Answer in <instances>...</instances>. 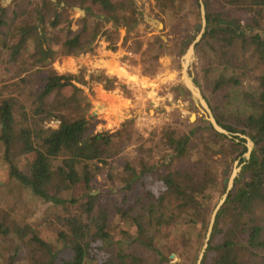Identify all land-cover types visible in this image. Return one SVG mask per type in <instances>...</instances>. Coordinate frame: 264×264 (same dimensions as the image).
Here are the masks:
<instances>
[{
    "label": "trees",
    "instance_id": "16d2710c",
    "mask_svg": "<svg viewBox=\"0 0 264 264\" xmlns=\"http://www.w3.org/2000/svg\"><path fill=\"white\" fill-rule=\"evenodd\" d=\"M39 1L28 14L30 20L6 34V11H0V64L22 61L29 67L0 86V150L8 178L33 200L59 207L64 215L55 240L48 241L30 223L0 210V264H18L21 250L26 253V264H168L169 255L159 244L162 235L166 230L181 239L197 231L205 234L215 203L208 210L206 204L219 178L208 163L223 147H228V155L240 159L246 152V141L215 133L203 118L187 133L163 129L159 145L165 156L157 163H147L143 158L126 162L121 170L120 189L129 194L128 203L123 196L121 206H109L102 195H92L90 186L108 161L139 137L129 130L131 122L114 133H87L89 101L74 85L75 77L55 73L49 60L85 54L99 35H105L115 51L118 29H134L140 22V12L136 0ZM188 1L153 0L161 16L181 26L188 22L181 13L182 4ZM190 1L197 19L191 29L197 33L199 6L197 0ZM202 1L206 29L195 50L210 41L225 50L239 40L242 47H252L264 68V33H250L260 26L264 0H214L216 7L252 14L253 24L246 30L238 29L224 12L208 14L210 2ZM85 4L100 8L111 29L104 30V23L93 18ZM77 5L86 16L78 20L79 28L74 31L68 9ZM152 40L151 46L158 52L155 58L160 57L164 43L158 37ZM36 73L44 76L32 81L31 74ZM95 81L105 80L98 77ZM237 85L234 77L220 76L214 88ZM241 96L246 109L228 115L206 100L217 124L248 137L253 148L247 161L240 159L244 164L216 216L201 264H253L257 252L264 250V72L258 78L256 92H243ZM49 122H57V128L48 127ZM198 138L202 139L201 154ZM219 140L226 146H219ZM137 148L142 150L141 146ZM18 155L30 158L24 170ZM145 179H153L160 190L155 193L149 189ZM78 187L86 190L79 198L64 196ZM137 247L146 250L150 260L135 252ZM64 252L67 257L61 256Z\"/></svg>",
    "mask_w": 264,
    "mask_h": 264
},
{
    "label": "rangeland",
    "instance_id": "374dc122",
    "mask_svg": "<svg viewBox=\"0 0 264 264\" xmlns=\"http://www.w3.org/2000/svg\"><path fill=\"white\" fill-rule=\"evenodd\" d=\"M208 1L210 2L208 14H213L216 10L224 12L240 30H246L253 24L252 14L233 8L216 7L214 0ZM50 2L56 3V0ZM38 4H40L39 0H0V11H6V21L9 24L4 29L5 34L14 26L30 20L28 14ZM136 5L140 12V22L132 30H128L126 27L118 29V39L113 45L116 47L115 51H112L109 43L105 41V35H99L91 45L89 52L78 57L57 56L49 60L50 68L55 73L75 77L74 85L81 89L83 97L89 101L90 109L85 115L87 133H114L124 123L131 122L129 130L139 137L114 159L109 160L108 166L101 171L90 186V193L102 195L109 206H121L123 196L127 198L126 203L130 201L129 194L120 189V173L126 162L136 163L138 159L143 158L147 163H157L162 156L166 155V151L159 145L161 130L170 128L181 134L187 133L199 119H205L202 111L194 105L190 94L182 85L181 61L187 50V45L184 42L193 40L198 33H193L191 29L197 21L192 2L189 0L181 6L182 16L188 20L184 26L175 21L170 22L165 16H161L154 7L153 0H136ZM75 7L81 9L78 5L68 9L69 18L72 19L71 28L74 31L79 28L78 20L86 16L85 14L82 17L79 12L74 11ZM84 7H90V15L104 23V30L111 29V23H105L106 15L100 8L91 7L89 4H85ZM258 22L259 28L250 30V33H255L258 30L259 33H264V10ZM154 37L160 38L164 43L162 55L157 58H155L158 54L157 48L151 46ZM208 44L195 50L188 70L189 76L213 108L217 107L220 112L226 115L243 112L246 108L241 94L256 92L258 78L263 74L264 68L258 62L252 47H242L239 40L225 50H220L211 41ZM147 50L150 51L148 54ZM218 50L224 51L225 55H220ZM99 52L106 54L114 61L116 60L130 77L120 79L107 76L101 71L93 70L88 63L86 66L81 62L85 57L92 58ZM113 67L110 68V71L115 74L112 71ZM26 68H29L28 65L22 61L11 65L2 62L0 64V86ZM39 75L38 73L31 74L32 81ZM220 76L234 77L239 85L215 90V82ZM98 77H102L105 81H95ZM107 81L111 83H107ZM101 102H107L109 105H101ZM47 126L55 129L58 123L49 122ZM197 140L201 154L203 153L200 143L202 139L198 138ZM219 142V146H226L224 141L219 140ZM138 146L142 147L141 151L137 148ZM149 149L152 150L151 153L148 152ZM17 159L23 165L21 168L24 170V165L30 158L18 155ZM236 160H238L236 155H228V147H223L208 163L212 166L215 176L219 178L215 188L210 191L206 210H208V206L211 207L215 203V207L218 203L224 193L222 191V188H225L223 183L233 171ZM152 182L153 179H145L147 187L157 193L160 186L156 182ZM108 190H111L112 193L108 194ZM84 192H86L84 187H78L65 193L64 196L79 198ZM0 210L10 212L17 220L30 223L36 233L48 241H54L57 231L62 227L59 220L64 212L61 208L33 200L30 195L8 178L6 166L1 158V150ZM119 227L123 228V226ZM200 233L199 231L190 233L187 238L181 239L171 234L170 230H166L159 244L165 255H169L170 262L168 264H195L206 231L204 235ZM262 237L264 239V234ZM134 250L146 261L150 260V255L146 250L140 247ZM67 254L64 252L61 256L67 257ZM16 262L26 264L24 250L19 252ZM252 263H264V250L257 252Z\"/></svg>",
    "mask_w": 264,
    "mask_h": 264
},
{
    "label": "water",
    "instance_id": "95a60500",
    "mask_svg": "<svg viewBox=\"0 0 264 264\" xmlns=\"http://www.w3.org/2000/svg\"><path fill=\"white\" fill-rule=\"evenodd\" d=\"M50 1L55 2V0H50ZM197 3L199 6V13H200V24L197 25L198 33L195 36V38L193 40H187L186 42H184V44L187 45V50L185 54L183 55L182 61H181L182 85L186 89V91L190 94L194 105L202 111L205 120L211 125L215 133L221 136H225L228 139H234L235 137H238L239 139H244L246 141L245 143L246 152L241 156L240 159L247 161L250 157V154L253 148V143L251 142V140L244 135L230 133L217 124L208 103L203 97L200 89L193 83V80L189 76V73H188L190 64L194 57L195 48L197 44L200 42V40L202 39L205 33V29H206V14H205V8L203 5V1L197 0ZM61 6L63 7L64 5L61 4ZM73 9L74 11L79 12L82 17L85 16V12L83 10L76 8V7ZM235 141L238 142V140H235ZM240 159L235 161L233 171L231 172L229 178L226 179L223 183L225 185L224 193L221 195L218 203L216 204V206L211 212L205 238H204V242H203V245L201 247V250L199 252V255L197 257L195 264H201L203 260L204 254L209 244V240H210L211 233L214 227L216 216L219 210L221 209V207L224 205L229 193L231 192L233 188L234 180L237 178L238 173L240 172V169L242 165L244 164V163L239 164Z\"/></svg>",
    "mask_w": 264,
    "mask_h": 264
},
{
    "label": "crops",
    "instance_id": "0c3cea01",
    "mask_svg": "<svg viewBox=\"0 0 264 264\" xmlns=\"http://www.w3.org/2000/svg\"><path fill=\"white\" fill-rule=\"evenodd\" d=\"M81 62H83L85 65L88 63L93 70L101 71L107 76L117 77V75L111 73L110 71V68L114 65H117L119 68L125 70L120 64L116 62V60L114 61L110 59L106 54H102L100 52L97 55L92 56V58L85 57L84 61L82 60ZM125 72L127 73L126 70ZM100 104L109 105V103L107 102H101Z\"/></svg>",
    "mask_w": 264,
    "mask_h": 264
},
{
    "label": "bare ground",
    "instance_id": "6f19581e",
    "mask_svg": "<svg viewBox=\"0 0 264 264\" xmlns=\"http://www.w3.org/2000/svg\"><path fill=\"white\" fill-rule=\"evenodd\" d=\"M112 71L117 75L118 78L120 79H124V78H128L130 76L127 75V73L125 72V70H123L122 68H119L117 65H114V67L112 68ZM131 79V78H130ZM193 119V118H192Z\"/></svg>",
    "mask_w": 264,
    "mask_h": 264
}]
</instances>
